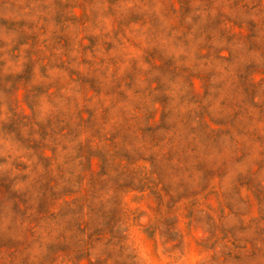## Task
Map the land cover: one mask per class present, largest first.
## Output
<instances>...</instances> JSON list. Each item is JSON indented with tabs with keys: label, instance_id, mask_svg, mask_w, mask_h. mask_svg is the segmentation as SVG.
Instances as JSON below:
<instances>
[{
	"label": "clouds",
	"instance_id": "clouds-1",
	"mask_svg": "<svg viewBox=\"0 0 264 264\" xmlns=\"http://www.w3.org/2000/svg\"><path fill=\"white\" fill-rule=\"evenodd\" d=\"M181 10V0H0V264H73L78 251L100 264H264V224L228 231L160 190L194 182L205 162L230 174L264 162V114L233 83L242 61H256L264 79V0ZM65 34L71 46H53ZM209 67L215 79L203 77ZM225 99L245 111L242 123L224 115L235 127L216 136ZM46 180L72 199L42 208ZM125 183L144 190L119 191ZM100 206L120 213L92 247L76 225Z\"/></svg>",
	"mask_w": 264,
	"mask_h": 264
},
{
	"label": "rangeland",
	"instance_id": "rangeland-1",
	"mask_svg": "<svg viewBox=\"0 0 264 264\" xmlns=\"http://www.w3.org/2000/svg\"><path fill=\"white\" fill-rule=\"evenodd\" d=\"M71 3V0H69ZM182 10L181 18L183 15L191 11V0H181ZM72 20L71 17L67 18ZM59 22V21H58ZM179 22V21H178ZM36 39V37H33ZM83 41L86 42V46L94 45L95 41L89 37L84 36ZM72 44V37L69 34L60 36L58 39L53 38V46L59 45L62 48H69ZM111 45L109 44V48ZM226 50L222 49L217 58L224 55ZM211 52L207 49H200L197 54V59L202 60L206 65H211V61L208 59L211 56ZM230 55V53H229ZM260 71V66L256 61L240 62L234 72V81L236 90H238L244 104H248L255 108L258 113L264 114V104L257 102V97L264 93V79H255L254 76ZM209 72L213 73L210 77L215 79V69L208 68L207 72H203L204 78H209ZM25 76L29 75V71L26 69ZM201 75H192V86H200V90L203 93V85L200 83ZM221 87H223L222 81H216ZM220 104L226 106L227 112L222 113L217 120H211L213 132L216 136L226 135L227 132L235 127L231 121L229 123L224 122V115L234 116L236 123H242L240 116L245 111L243 105L234 103L231 100H221ZM50 151V150H49ZM119 159L126 164H136L137 161L131 159L127 154H123ZM149 167L152 161H144ZM260 167H264V162H260L256 172L251 170L243 172L229 173V169L225 163H219L215 165H208L207 162L195 167L194 171L198 174L194 182L187 183H172L170 187L165 190L164 185H160L161 192L167 194V191L173 193L179 192L180 199L175 201V205L184 209L185 215H190L196 209L205 212V216L212 217L217 221H223L224 227L228 231L232 228L237 230H244L245 227L254 224H264V183L258 178V172ZM131 175V173H130ZM4 179L0 178V185L4 183ZM119 191H143V188L136 189L131 183H125L123 186H117ZM42 199L40 201L41 207L50 206L60 200H70L73 197V191L65 188H57L53 181L46 180L42 186ZM135 202V197H132ZM186 201V204L182 202ZM252 210L253 214H250ZM119 207L110 209H104L103 206L96 208L91 217L86 221H81L76 225L78 229H83L87 232L88 242L92 247L100 244L104 241L106 234H109L110 230L108 224L116 221L119 217ZM69 215H73V212H69ZM221 238H224L222 231ZM103 249H101L102 251ZM60 251H65L61 248ZM91 255L90 252L78 251L73 259V264H100L99 258L96 262L87 259Z\"/></svg>",
	"mask_w": 264,
	"mask_h": 264
}]
</instances>
